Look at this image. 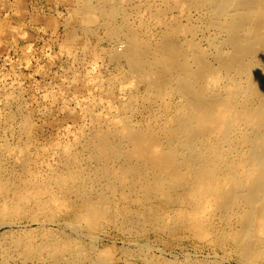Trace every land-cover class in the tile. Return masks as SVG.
I'll return each mask as SVG.
<instances>
[{
    "label": "rangeland",
    "instance_id": "1",
    "mask_svg": "<svg viewBox=\"0 0 264 264\" xmlns=\"http://www.w3.org/2000/svg\"><path fill=\"white\" fill-rule=\"evenodd\" d=\"M141 1L0 0V155L3 158L6 154L4 156L6 161L3 158L2 162L4 164L2 163V165L7 169V175L14 171V175L13 173L10 174L12 175L10 176L12 179L11 185L14 186L15 183L19 182L15 188L19 187L20 189L16 188V190L14 188L13 191L20 194L14 193L15 196L27 193L22 191L23 188V190L29 192L26 195L28 198L24 201V209H21L19 204L15 205L10 184L9 187L11 189L8 188L6 191L7 207L4 209V214H0V264H264L263 247L258 246V248H255L252 244V247L246 246L241 252L236 251L238 243L242 240L240 238L242 219L240 216H233V214L225 217L226 219L223 216L221 217L222 212H220L221 209L217 198L212 197L204 208L200 206L199 208L190 209L184 202L176 199L174 194L166 192L164 196L159 195L160 197H158L154 190L150 192V185L161 184L166 176L155 179L152 170L139 168L140 166L133 160L130 161L128 156L127 158H123L129 152L126 150H131L132 148V146L127 145L124 141L125 146L120 141L122 144L120 152L117 153L115 151L112 156L114 157L111 158L113 163L111 159L108 161L107 168L110 172L106 170L105 173L111 176H99L100 181L98 182L97 180L95 182L96 184L98 182L97 185L94 182H87L89 183L86 187L88 188L86 189L88 193L91 194L93 190L91 194L93 198L90 197L91 200L88 199V195L83 198L85 194H70L71 192L69 193L67 189L64 190L62 185H57L53 179L55 176H63V178L65 176V178H68V181H71V184H76V181L73 180L76 179V176L88 177L97 170L95 153L91 151L92 149L88 146V143L89 137L91 138L95 132L99 131L98 129L102 128L100 131L103 130V132L108 130L113 132L117 128L124 132L127 131L126 133L134 132L137 129L145 131L152 129L154 132L155 129L170 126V122H173V118H175L172 115L176 116L179 111L183 110V106H185L186 96L175 92L173 81L170 83L164 81V76L166 75L163 72L155 71L156 74H154L153 71L155 69H134L136 72H133L128 63L108 57L110 56L108 55L109 50L113 46L120 48V45L124 41L120 36L115 38L106 36L102 28H98V22L109 24V22L113 23L115 21L117 23L118 20L122 19V15L125 18L127 17L126 19L123 17V20L125 19L124 21H126L125 23L128 28L135 31V36L137 37L146 34L149 36L151 34L152 38H154L156 34H161V31L165 30L167 23H170L173 26L174 24L177 25V28L180 29V34L176 36L178 39L186 36V38L188 37L187 39H194L196 46L199 45L202 48L208 47L207 40L204 41L201 33L193 35V33L186 32L188 26L191 24L199 26V20L196 21L194 16L190 19H184L179 9L175 6L167 5V0ZM92 5H97V8L105 14L97 16L92 13L90 9V7H93ZM109 5L112 6L110 7ZM111 9L115 17L109 15ZM123 12L127 13L124 14ZM168 12L171 13L169 14ZM164 14L165 16H163ZM156 18L158 21L160 19L163 21L158 23L155 20ZM185 21H188V24ZM128 24L130 25L128 26ZM152 27H155L153 28L154 31ZM181 27H185L186 29L183 30L184 28ZM160 29L161 31H159ZM144 30L146 34L143 32ZM197 37H199V40ZM193 67L195 68V66ZM142 70L145 74L142 73ZM158 72L160 74H157ZM141 75H144V78ZM153 75H155V79ZM159 75L161 76L159 77ZM147 77L149 78L148 81ZM161 78L164 82L160 80ZM98 86H101V89ZM175 93L177 94L176 97ZM82 97L84 98L82 99ZM177 102L182 105V108H178L179 111L176 106L180 107L181 105H177L179 104ZM92 104L96 105L93 106ZM117 118L121 119V121ZM166 119L170 121L167 122ZM165 120L167 123L166 125L164 124L165 126H162ZM17 126L19 127L17 128ZM114 134L116 135V133ZM114 139L117 141L120 138ZM123 148L127 149L124 150ZM6 149H8L7 152L9 151L11 155L6 152ZM53 154L54 156H52ZM11 157H15V160ZM75 157L76 160L78 159V163H76ZM116 158L120 159L117 160ZM12 160L17 163V166L15 163L14 165L12 164ZM16 160H24V163ZM62 162L64 165H62ZM109 162L113 165L109 164ZM20 163L23 167H21ZM133 163L136 165H132ZM114 164L122 170L116 169ZM123 164L128 166L124 168ZM118 165L122 166V168ZM48 166H51V168ZM80 167L82 171H80ZM23 168H27L26 173ZM183 171L184 176L177 182L188 187L185 181L191 179L190 174L193 171L190 168L183 169ZM39 172L44 175V178L40 174L36 175ZM67 174L69 175L68 177ZM87 174L89 175L87 176ZM47 176L51 177L48 178ZM31 179H33L32 184ZM101 179L104 180L105 184ZM26 181L30 186L26 184ZM46 181L49 183L47 184ZM137 181L140 182V185ZM36 182L39 183L36 185ZM144 184L147 185V188ZM25 186H28L29 189L25 188ZM58 187L63 190L59 191ZM48 192L51 194L49 195ZM188 193L191 197L194 194L192 191L189 192V190ZM35 197H38V200ZM34 200H37V202ZM176 201L181 202V206ZM66 207H69L70 210L66 209ZM128 207H132L133 209L131 208V210ZM148 208H150L149 214ZM111 210H115L116 212L121 210L130 214L136 213L134 215L136 224L130 227L128 232H124L126 235L112 227L114 226L111 222L112 217L107 214ZM96 213L100 215L95 216ZM53 214L55 217L50 219ZM116 218L115 221L118 223L120 221L124 222L122 221L124 218L121 214L116 216ZM262 228H256L255 230L257 231L254 230L252 233L257 232L260 237L259 233L261 232L263 236H261L262 238L260 237V241L262 240L264 243V229L262 230ZM55 235L58 237L56 238ZM246 237L250 238L248 234ZM130 241L132 242L130 243ZM134 243L136 244L134 245ZM9 247H11L10 251L5 253ZM129 253L131 254L129 255Z\"/></svg>",
    "mask_w": 264,
    "mask_h": 264
},
{
    "label": "bare ground",
    "instance_id": "2",
    "mask_svg": "<svg viewBox=\"0 0 264 264\" xmlns=\"http://www.w3.org/2000/svg\"><path fill=\"white\" fill-rule=\"evenodd\" d=\"M145 2H146V0H145ZM125 4H126V2H125ZM154 4L157 5L156 3H154ZM134 5H135V3H134ZM167 5L175 6L177 9H179L181 12V15L183 16L184 19L185 18L190 19L192 16H194V19L196 21L199 20L198 23H199V26L201 25V27H199L197 24L196 25L195 24H191V25L189 24L190 26H188L186 32L187 33H193V35H196L197 33H201L202 36L204 37L203 38L204 41L207 40V43H208L207 48L199 47V45L196 46L194 43V39H191V40L187 39L188 37L186 38V36H184L183 33H182V35L184 37L180 35L183 38L178 39L176 36H178V34H180V29L177 28L178 27L177 25L174 24V26H173L170 23H167L165 25V30H163V31H161V29L159 30V31H161V34L160 33L156 34V36L153 35L154 38H152L151 34L148 36V34L145 33V30L143 32L146 35L138 36V37L135 36V31H133L132 29H130L126 26V23H125L126 21H124V20L127 17L125 18L123 15L121 16L122 19L118 20L117 23L114 21L115 23L109 22V24H105L104 22L102 23L99 21L98 22V24H99L98 28L99 27L102 28L103 32L106 33L105 35L110 37V38L111 37L115 38L118 36L123 38L124 43H122V45H120V48L113 46L109 50L108 55H110V56H108V57H110L113 60H122V61L128 63L129 67L133 69V72H136V71H134V69L135 70H138V69H145V70L155 69L153 71L154 74H156L155 71L163 72L166 75V76H164L165 77L164 81H166L168 83L173 81V86H174L175 92L178 94H183L186 96L185 97V100H186L185 106L186 107L183 106V108H182V105L179 102H177L179 104H177V103L176 104L179 106L181 105V106L180 107H178L176 105H174V106H176L177 109L182 108L183 110L179 111V109H178L179 112L177 111L178 113L176 114V116L172 115L175 118H173L174 119L173 122L172 121L170 122V124H169L170 126H167L165 128L162 127L159 129H155L154 132L151 128H149L151 130L145 131V130H141V129L138 130L137 129L134 132L126 133L127 131L124 132L123 130H120V129H119L120 130L119 131L117 128L115 129L113 127L115 130L114 131L112 130V131L114 133H116V135H115L113 132H111V130L103 132V130L100 131V129H102V128L98 129L99 131L95 132L91 136V138L89 137V143H88V146L92 149L91 151H93L95 153V162H96L97 170L95 172L92 170L94 173L93 174L91 173L92 175H90V176H88L89 174H87L88 177L76 176L75 177L76 179H73L74 181H76V184H74V183L71 184L70 183L71 181H68L67 180L68 178H65V176H64V178L62 175H61L62 177L55 176L56 175L55 172H53L55 174L54 175L55 177L53 179L55 180L57 185L58 184L62 185V187H64V190L67 189L69 191V193L71 192L70 194H73V193L77 194V195H84L85 194L83 196V198H85L88 195L89 196L88 199L91 200V198H93V196L91 195L93 190L91 191V189L89 188L91 191V194L88 193V191L86 190L88 188H86V187L88 186L89 183H87V182H91V183L94 182L95 183L97 180L99 182L100 181L99 176H102V175H103V177H106L107 175L109 176L108 173H107V175L105 173L106 170H107V172L109 171L107 168L108 167V165H107L108 161H109V159L114 158L112 156L114 155L115 151L117 153L120 152V146L122 144L124 145V143H123V141H124L125 143H127V145L129 144L130 146H132V148L130 147L131 150H126L129 152L125 156L122 155V156H124L123 158H125V157L127 158V156H128L129 157L128 159L130 161L133 160L136 164H138L140 166L139 168H141V169L146 168V169L152 170L153 176L155 177V179H160V177L166 176L165 180L161 184L158 183L156 185H150V187H149L150 192H151V190H154L157 193L158 197H160L159 195L164 196V194H166V192L174 194V196H176L175 197L176 199L184 202L186 204V206H188V208H190V209L199 208L200 206H202V208H204L206 206V204H208L210 202L211 198L215 197L219 200V206L221 209L220 212H222L221 217L223 216V218H225V217L229 216L230 214L231 215L233 214V216L234 215L240 216L242 219V227H241L242 231L240 234L241 235L240 238L242 240H240V243H238V247L236 248V251L241 252V250L243 248H245L246 246L250 247L252 244H253L252 246L255 248L256 247L258 248V246L264 248L263 241L262 240L260 241V237L263 236V234H261V232H260L259 234L261 236L259 237L257 232H254L257 235L256 234L253 235L254 233H252L256 228L259 229V228L263 227L262 230L264 229V0H167ZM94 6L90 7V9L92 10V13L96 14L97 16H102L103 14H105L104 12L99 10V8H97V5H94ZM157 6H155V7H157ZM85 7H86V5H85ZM170 11H172V10H170ZM126 13L127 12H125L124 14H126ZM159 14H161V13H159ZM109 15L111 17H115L112 9H111V13ZM163 16H165V14ZM123 17L125 18L124 20H123ZM169 17H170V15H169ZM174 17L177 18V16H175V15H174ZM155 20L158 23L161 21V19L158 21L157 18ZM173 21H175V20H173ZM187 22H186V24H188ZM189 22L193 23L192 21H189ZM171 23H173V22H171ZM181 23H183V22H181ZM129 25L130 24H128V26ZM153 26H155V25H153ZM183 26H185V24H183ZM153 28H155V27H152V30H153ZM181 28H184L183 30L186 29L185 27H181ZM145 29H146V26H145ZM89 31H92V30H89ZM156 31H158V30H156ZM199 37H197L198 40H199ZM194 38L196 39V37H194ZM83 41H85V40H83ZM199 44L201 45L200 42H199ZM80 49H81V47H80ZM82 49H83V47H82ZM89 54H90V52H89ZM111 59H109V60H111ZM10 61H11V59H10ZM73 62H75V61H73ZM193 66H195V68ZM125 70H127V69H125ZM146 72H148V71H146ZM142 73L145 74V72L143 70H142ZM163 73H161V74H163ZM134 74H137V73H134ZM151 74H153V73H151ZM157 74H160V73L158 72ZM142 76L144 78V75H141V77ZM146 76H147V74H146ZM153 76L155 79V75H153ZM160 76L161 75H159V77ZM118 78H120V77H118ZM122 80H121V82H122ZM148 80H149V78L147 79V81ZM160 80H162V78ZM160 80H158V81H160ZM153 84H155V83H153ZM152 86L154 87V85H152ZM100 87L98 86L99 89H101ZM102 90H103V88H102ZM161 92H162V90H161ZM16 94H18V93H16ZM90 95H93V94H90ZM176 96H177V94L175 95V97ZM83 98L84 97H82V99ZM182 98H181V100H182ZM102 100H104V99H102ZM175 101H177V100H175ZM24 102L26 103V101H24ZM94 105H96V104H94ZM175 112H176V110H175ZM93 115H94V113H93ZM80 118H82V117H80ZM170 118H172V117H170ZM24 119H26V118H24ZM100 119H102V118H100ZM118 120L121 121V119H118ZM166 120L162 124V126H165L166 123L170 121V120L169 121L167 120V122H166ZM101 123H104V122H101ZM121 123H123V122H121ZM143 123H145V122H143ZM113 124H115V123H113ZM131 124H132V122H131ZM23 125H25V124H23ZM100 125H102V124H100ZM18 127L19 126H17V128ZM106 127H108V126H106ZM96 128H98V127H96ZM125 129H128V128H125ZM145 129H146V127H145ZM118 134H122V135H118ZM11 135H12V133H11ZM28 137H29V135H28ZM114 138H120V139L119 140L117 139V141H116ZM85 140H86V138H85ZM120 141H122V144L120 143ZM86 142H87V140H86ZM67 146H69V145L67 144ZM10 147H13V146H10ZM19 148H18V150H19ZM60 148H61V146H60ZM69 148H71V147H69ZM127 148H123V149L125 150ZM7 150L8 149H6V152H7ZM84 150H86V149H84ZM65 152H66V150H65ZM68 152H70V151H68ZM68 152H67V154H68ZM7 153H9V155H11L9 151ZM71 153H73V152H71ZM71 153H70V155H71ZM94 153H91V154H94ZM54 154L52 156H54ZM4 156H6V154ZM4 156H3V158L6 161ZM17 156H19V155H17ZM7 157H9V156H7ZM71 157H72V155H71ZM3 158L0 155V214H4V209L7 207L8 202H6V196H7L6 191L8 190V188H10L9 186L12 184V182H11L12 179L10 177L12 175H10V174H12L14 172L13 171L10 174L8 173V175H7V171H6L7 169L5 167H3V165H2V163H3L2 159ZM13 158L12 159L15 160V157H13ZM36 159H38V158H36ZM74 159L76 160V157ZM118 159H120V158H118ZM13 160H12V162H13L12 164L14 165V163H15V165H16L17 163L14 162ZM16 161H18V160H16ZM19 161H22V163H24V160H19ZM73 161H71V162L73 163ZM67 162H68V160H67ZM111 162H112V159H111ZM64 163H66V162H64ZM76 163H78V161ZM76 163L74 162V164H76ZM112 163L109 162V164H112ZM135 163H133L132 165H134ZM20 165H22V164L20 163ZM62 165H64L63 162H62ZM114 166H115V164H114ZM118 166H120V165H118ZM122 166H124V168H126L128 165L125 166L123 164ZM122 166H120V168H122ZM21 167H23V165ZM48 167L51 168V166H48ZM56 168H58V167L56 166ZM56 168H53V169H56ZM115 168L119 169V168H117V166H115ZM186 168L187 169L190 168L193 171L190 174L191 179L185 181V183L188 184V187L183 186L182 183L178 184V182H177L179 179L182 178V176H184L183 169H186ZM26 169H24L25 173L27 172ZM113 169H114V167H113ZM21 170L22 169H20V171ZM38 170H40V169H38ZM50 170H52V169H50ZM56 170H58V169H56ZM119 170H122V169H119ZM42 171H44V170H42ZM42 171H41V173H42ZM77 171H78V169H77ZM80 171H82L81 167H80ZM22 172H23V170H22ZM46 172H49V171H46ZM89 172H90V170H89ZM119 172H121V171H119ZM141 172H143V171H141ZM16 173H18V172H16ZM33 173H35V172H33ZM30 174H32V173H30ZM37 174L39 175L40 172L36 173V175ZM13 175H14V173H13ZM29 175H28V177H29ZM40 175H42L44 178L43 174H40ZM57 175H59V174H57ZM30 176L32 177V175H30ZM35 176H34V179H35ZM68 176L69 175L67 174V177ZM50 177L51 176H49L48 178H50ZM112 177H114V176L112 175ZM48 178H46V179H48ZM42 179H40V180H42ZM110 179H112V178H110ZM119 179H120V177H119ZM28 180H29V178H28ZM32 180L33 179H31V184H32ZM35 181H36V179H35ZM102 181L104 183V180H102ZM102 181H101V183H102ZM109 181H111V180H109ZM98 182H97V184H98ZM137 182H139V181H137ZM137 182H136V184H137ZM37 183H39V182H36V185H37ZM48 183L49 182H47V184ZM15 184H14V186L11 185L12 186L11 192H13V194L14 193L20 194L18 192L13 191L15 186H17V184L16 185ZM24 184H23V187H24ZM26 184H27V181H26ZM128 184H130V183H128ZM139 185H140V182H139ZM28 186H30V184ZM28 186H25V188H28ZM100 186H102V185L100 184ZM107 186H108V184H107ZM122 186H123V184H122ZM144 186L147 188V185L144 184ZM34 187H36V186H34ZM92 187H93V185H92ZM102 187H101V189H102ZM105 187H106V185H105ZM16 188H19V187H16ZM31 188L33 189V187H31ZM31 188H30V190H31ZM48 188L50 189V187H48ZM146 188H145V190H146ZM21 189H22V186H21ZM23 189H22V191L27 192L25 194L23 193L24 195L15 196V194H14V196H13V194H12V197H14L15 205L19 204V206H21V209H24L23 208V205L25 203L24 201H25V199L28 198L26 195L29 194L28 191H25ZM36 189H37V187H36ZM61 190H63V189H60L59 191H61ZM188 190H189V192L192 191L194 193L192 195V197H191V195H188L189 194ZM32 192H34V191H32ZM46 193H47V191H46ZM41 194H42V192H41ZM50 194L51 193H49V195ZM62 195H64V194H62ZM30 196H29V198H30ZM35 198H37V200H38V197H35ZM68 198H69V195H68ZM119 198H121V197H119ZM37 200L36 201L34 200V201L37 202ZM131 200H134V199H131ZM164 202H166V201H164ZM44 203H46V202H44ZM57 203H55V204H57ZM61 203H60V205H61ZM69 203L71 204V202H69ZM180 203L181 202H177V204H179V205H180ZM46 204H48V203H46ZM131 204H133V203H131ZM39 205H41V204L39 203ZM101 205H100V207H101ZM63 206H64V203H63ZM67 206H68V204H67ZM37 207H38V205H37ZM53 207H55V206H53ZM30 208H31V206H30ZM45 208H46V206H45ZM67 208L69 209V207H66V209ZM131 208H129V209H131ZM25 209H27V208H25ZM61 209H63V208L61 207ZM34 210H33V212H34ZM38 210L41 211L40 209H38ZM147 210H148V214H149L150 208H148ZM172 210H174V209H172ZM172 210H171V212H172ZM202 210H204V209H202ZM52 211H53V209H52ZM64 212H66V211H64ZM39 214H41V213H39ZM54 214L57 215L56 213H54ZM54 214L50 217V219H53L55 217ZM107 214L112 217L111 222L114 225L112 227L116 228L122 234H125L124 233L125 231L128 232L130 227H132L136 224V218L134 216L136 213L130 214L128 212L125 213L121 210L117 211V212L115 210L114 211L111 210V212H109ZM120 214L124 218V220H122V221H124L123 222L124 224L121 221H120V223L115 221L117 219L116 216H119ZM99 215H100L99 213L95 214V216H99ZM208 216H209V214H208ZM208 218L210 219V217H208ZM225 219H223V220H225ZM147 221H148V219H147ZM136 227H135V229H136ZM137 228L139 229V227H137ZM17 231H18V229H17ZM136 231H138V230H136ZM255 231H257V230H255ZM39 232L42 233L41 231H39ZM258 232H259V230H258ZM247 234L250 237L249 239L246 237ZM131 236H133V235H131ZM57 237L58 236H56V238ZM245 237H246V239H245ZM237 241H239V240H237ZM20 242H21V239H20ZM131 242L132 241H130V243ZM135 244L136 243H134V245ZM10 248L11 247L6 249L5 253L9 252ZM252 249H250V250L253 251ZM256 250L258 251V249H256ZM125 252H127V251L125 250ZM259 252H260V249H259ZM131 253H129V255ZM137 253H138V251H137ZM124 255H125V253H124ZM245 255H244V257H245ZM248 258H249V256H248Z\"/></svg>",
    "mask_w": 264,
    "mask_h": 264
}]
</instances>
